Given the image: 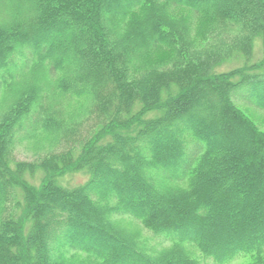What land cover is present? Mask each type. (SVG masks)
<instances>
[{
	"label": "trees",
	"instance_id": "16d2710c",
	"mask_svg": "<svg viewBox=\"0 0 264 264\" xmlns=\"http://www.w3.org/2000/svg\"><path fill=\"white\" fill-rule=\"evenodd\" d=\"M2 92L0 264H264V0H0Z\"/></svg>",
	"mask_w": 264,
	"mask_h": 264
},
{
	"label": "rangeland",
	"instance_id": "374dc122",
	"mask_svg": "<svg viewBox=\"0 0 264 264\" xmlns=\"http://www.w3.org/2000/svg\"><path fill=\"white\" fill-rule=\"evenodd\" d=\"M185 12L188 13L187 11L184 12H179L180 15H185ZM184 19V17H183ZM181 19V21L183 20ZM198 23H201L202 29H207L206 33L207 35L200 36L199 40L200 42L198 43L200 48H208L209 50H212L213 47L217 46L218 43H227V42H232L233 37L236 35L237 31H240V26L234 25L230 26L229 22L224 21L220 22L216 18H212L211 16L209 18H200ZM225 41V42H224ZM244 43V42H241ZM246 45L244 44V49L246 48L247 51L244 50H239L235 49V51L232 53L231 57L226 59L224 61L223 69L227 68H232L235 66H239L246 59H250L251 61L257 60L260 50H261V42L258 38H255L254 41L248 42ZM249 49V50H248ZM9 99H8V94L7 93H0V114L3 112L5 106L8 104ZM242 110L256 123L258 126H260L261 129L264 130V111H255L251 108L248 107H242ZM18 156L20 158L26 159L31 156H33V153L35 152V145L27 142H22L18 146ZM41 152V151H40ZM83 178L79 175H74L72 177L67 178V183L70 185H75L80 182H82ZM129 224V223H128ZM199 255V254H198ZM200 257V256H199ZM201 258V257H200ZM202 260L203 264H213L210 260ZM246 262L245 258H239L235 259L232 263L230 264H244Z\"/></svg>",
	"mask_w": 264,
	"mask_h": 264
}]
</instances>
